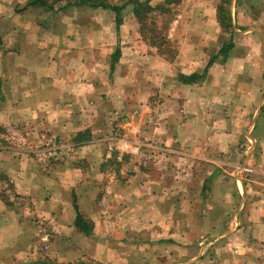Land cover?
Returning <instances> with one entry per match:
<instances>
[{
  "label": "crops",
  "instance_id": "obj_1",
  "mask_svg": "<svg viewBox=\"0 0 264 264\" xmlns=\"http://www.w3.org/2000/svg\"><path fill=\"white\" fill-rule=\"evenodd\" d=\"M185 3L160 19L163 54L132 6L117 31L108 10L0 0V126L32 144L0 170L32 198L35 234L59 237L55 264H264V0H229L226 56L215 0ZM58 141L67 159L43 172L29 154ZM19 215L0 201V264H47L11 235Z\"/></svg>",
  "mask_w": 264,
  "mask_h": 264
},
{
  "label": "rangeland",
  "instance_id": "obj_2",
  "mask_svg": "<svg viewBox=\"0 0 264 264\" xmlns=\"http://www.w3.org/2000/svg\"><path fill=\"white\" fill-rule=\"evenodd\" d=\"M112 3L115 4H120L122 2H124L125 0H110ZM185 1L187 0H171L170 3L168 4H164V1H162L159 5L165 7L166 10L169 11V17H173L174 15H176L180 9L181 10H188L187 12L190 13H195L194 10H192L191 6L186 5V7L183 8L182 4H186ZM155 1H152V3H154ZM223 2V0H215V4L214 7L217 10V6L221 5V3ZM175 5V6H171V5ZM157 5V6H159ZM57 6H60V4H57ZM161 7V8H163ZM252 13L250 14L251 17H254V12L251 11ZM160 12L154 13L153 16L156 19V27L158 29L161 30L162 36L164 34V28L162 27L163 24H165V19L161 20V17H159ZM160 21V23H159ZM2 128V130L0 131V152H2V154H4V152H8L10 150H15V149H30L32 144L30 141V133L27 131L25 132V130L23 129H18V132L16 135H14V132L12 130H10L9 132L7 131L8 129H6L4 126H0ZM22 133V135H21ZM16 136V137H15ZM20 136V137H19ZM54 146V147H53ZM53 148L51 146H49L48 143H46L45 145L42 144L40 147H38L37 150H35V152H30L29 156L35 160V162L40 166L41 170L44 172L46 171L50 165H53V163L57 162V163H61V162H65V160L67 159V155H65V142L62 141H58L57 144L55 143V145L53 144ZM52 148V149H51ZM55 152V153H54ZM30 157H27L30 158ZM30 158V159H31ZM2 169V168H1ZM7 176H9L8 172L6 173ZM10 179V177H9ZM10 195L9 199L11 202L14 203V206L8 208L11 211H19L20 215H19V221L20 223L23 225V230L21 231V233L18 234V232L11 231V235L18 237L19 235H22L23 237L27 236V240L29 241V246H35L38 248V258L40 260L44 259L46 260L47 264H55L56 259H60V254H61V250L56 249L54 244L59 245L60 242L58 240L59 237H52L49 236L48 239L46 240V242H44L42 240V236H44L45 234H42V232H39L40 230H37V234L36 235L33 228L32 227L34 225V223H36L38 226H42L38 221H41L42 219H35L32 218V210H33V203H32V198H30V196H20L18 195V197H15L13 195L14 192V188H13V193H10V190L7 191ZM16 194V193H15ZM17 195V194H16ZM15 213V212H13ZM2 221L4 219H1ZM43 221V220H42ZM47 230V229H46ZM35 234V235H34ZM61 241V240H60ZM65 245V244H64ZM26 253V251H24ZM1 254V253H0ZM4 255L3 257V261L5 264H18L19 262L21 263V259L17 260V258L15 257V255L13 253L7 252V251H3L2 253ZM23 257H25V260H28L29 255H23ZM38 260V259H37ZM29 262V261H28ZM36 262V261H33ZM23 263H27V261H23ZM37 263H40V261H38ZM77 263V262H75ZM91 264V262L89 261V259H84L83 261H79L77 264ZM42 264V263H40ZM73 264V263H70Z\"/></svg>",
  "mask_w": 264,
  "mask_h": 264
},
{
  "label": "trees",
  "instance_id": "obj_3",
  "mask_svg": "<svg viewBox=\"0 0 264 264\" xmlns=\"http://www.w3.org/2000/svg\"><path fill=\"white\" fill-rule=\"evenodd\" d=\"M171 0L164 1V4L170 3ZM151 0H125L124 2L120 4L112 3L110 0H27V7L31 8H41L45 11H51L55 13V7L57 4H60V7L58 10L68 9L70 7H82L86 6L92 9H102V10H108L114 13V20L115 25L117 28V31L119 30L120 25L122 24V15L123 11L127 6H132V14L137 20L139 24V31L141 36L148 40L150 43V46L156 47L160 53L167 54L165 50H168L167 52L169 54H172L173 52L171 50L165 49L162 51L161 44L165 43V36L161 33V30L156 27V19L154 18L153 14L160 12L159 17H168L169 11L165 9L163 6H156L152 7L150 5ZM229 4V0H223L221 5L217 6V21L221 28V31L224 33L230 32L231 38L229 42L225 43L221 49L218 52V56L220 55H228L229 52L233 49L234 44L232 41V19L227 11V5ZM58 7V6H57ZM163 7V8H161ZM165 24H163L162 27H164ZM119 56V52L117 51L115 55L113 56V63L117 61V58ZM213 57L209 60V63L207 65V68L211 67V65L215 62L217 57ZM201 77V76H200ZM198 76H191V77H183L181 76L179 80L182 83H189L193 82L194 80H197ZM2 128L0 127V131ZM1 142V141H0ZM13 184L9 177L0 170V201L5 204L6 207L10 208L14 206V203L10 201L9 199V193L7 192L10 190V193H13ZM15 197H18L15 193H13ZM76 208V206H75ZM76 227L83 233L90 234V226L89 224L83 220V218L80 216V214L77 215V218L75 220Z\"/></svg>",
  "mask_w": 264,
  "mask_h": 264
},
{
  "label": "built area",
  "instance_id": "obj_4",
  "mask_svg": "<svg viewBox=\"0 0 264 264\" xmlns=\"http://www.w3.org/2000/svg\"><path fill=\"white\" fill-rule=\"evenodd\" d=\"M55 153V152H54Z\"/></svg>",
  "mask_w": 264,
  "mask_h": 264
}]
</instances>
